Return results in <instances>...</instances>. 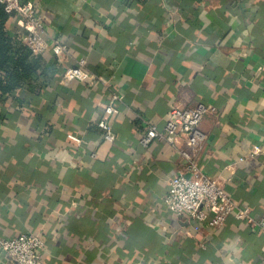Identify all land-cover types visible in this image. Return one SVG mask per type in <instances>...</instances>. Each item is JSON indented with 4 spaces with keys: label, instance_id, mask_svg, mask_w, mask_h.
Segmentation results:
<instances>
[{
    "label": "crops",
    "instance_id": "crops-1",
    "mask_svg": "<svg viewBox=\"0 0 264 264\" xmlns=\"http://www.w3.org/2000/svg\"><path fill=\"white\" fill-rule=\"evenodd\" d=\"M24 1L70 54L40 55L37 91L0 109V236L41 233L44 264H263L264 231L251 222L231 214L196 231L167 207L186 161L140 136L147 121L163 128L174 105L215 106L194 159L237 205L264 214V157L239 161L264 148V0ZM82 57L102 82L64 84ZM114 92L109 142L98 121ZM0 264L18 263L0 250Z\"/></svg>",
    "mask_w": 264,
    "mask_h": 264
},
{
    "label": "built area",
    "instance_id": "built-area-1",
    "mask_svg": "<svg viewBox=\"0 0 264 264\" xmlns=\"http://www.w3.org/2000/svg\"><path fill=\"white\" fill-rule=\"evenodd\" d=\"M0 2L4 4L6 11L18 20L21 40L31 48L34 55L52 51L63 61L70 54L67 44L49 34L43 16L32 3L24 0ZM72 80L86 82L89 87L102 82L101 77L87 67L84 57L77 59L73 65L65 66L63 83L69 84ZM119 100L120 95L117 92L112 93L109 103L102 110L103 116L98 121L103 138L109 142L116 138L113 119L119 112L116 105ZM215 110V106L203 102L193 107L174 105L169 110L163 128L150 121L145 122L144 131L140 136L142 145L148 146L155 141H161L174 148L186 161V172L170 179V188L164 197V203L176 215L186 216L196 231H199L204 223H208L210 227H220L231 214L264 231V214L256 216L249 207L237 205L220 179L204 173L194 159V152L201 148L206 139L200 124L207 113ZM68 136L78 144L82 143L79 136ZM183 138L186 149L178 147ZM260 157H264V148L254 144L239 161H256ZM45 244V239L39 232H25L10 238L0 236V250L18 264H44L42 251Z\"/></svg>",
    "mask_w": 264,
    "mask_h": 264
},
{
    "label": "trees",
    "instance_id": "trees-1",
    "mask_svg": "<svg viewBox=\"0 0 264 264\" xmlns=\"http://www.w3.org/2000/svg\"><path fill=\"white\" fill-rule=\"evenodd\" d=\"M12 18L0 2V109L24 87L37 91L44 74L41 56L34 55L21 40V28L15 35L10 33L8 22Z\"/></svg>",
    "mask_w": 264,
    "mask_h": 264
}]
</instances>
